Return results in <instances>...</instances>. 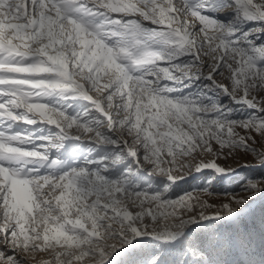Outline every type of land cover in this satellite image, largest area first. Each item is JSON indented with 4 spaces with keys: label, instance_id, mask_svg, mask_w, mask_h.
<instances>
[{
    "label": "snow or ice",
    "instance_id": "snow-or-ice-1",
    "mask_svg": "<svg viewBox=\"0 0 264 264\" xmlns=\"http://www.w3.org/2000/svg\"><path fill=\"white\" fill-rule=\"evenodd\" d=\"M262 32L264 0H0V264H128L133 242L171 244L264 193V177L211 190L264 166Z\"/></svg>",
    "mask_w": 264,
    "mask_h": 264
},
{
    "label": "rangeland",
    "instance_id": "rangeland-1",
    "mask_svg": "<svg viewBox=\"0 0 264 264\" xmlns=\"http://www.w3.org/2000/svg\"><path fill=\"white\" fill-rule=\"evenodd\" d=\"M218 6H223L224 0H216ZM212 15V13H209ZM217 19L229 21L233 13H216ZM241 31L247 32L250 28L258 27L257 22H247L235 25ZM239 35V33H237ZM264 40V32L259 34ZM206 83V82H204ZM203 84L197 81L190 88H184L178 95L195 94L202 90ZM209 97L215 94L207 92ZM209 104V100L203 101ZM217 102L222 105H230L233 110V118H244L251 114L252 110L239 104H230L228 97L219 96ZM70 111L82 110L87 107L86 102H69ZM87 145L82 144L76 149L83 153ZM241 163L242 157H237ZM227 163L232 164L229 160ZM124 165L113 169L116 174ZM213 176V173L205 170L203 173H195L194 177H187L178 181L179 188L175 192L191 191L193 186L203 185L204 181ZM264 177V166L249 164L247 167H237L234 171L215 175L211 181V190L219 195L234 194L241 191L242 186L250 180ZM162 178L149 177L146 173L138 177V182L152 184L154 187H162ZM222 199V197H221ZM210 203L216 202V197L209 199ZM264 193L259 197H253L235 218L225 217L219 221H204L198 225H190L186 229V235L171 244H164L157 240L145 238L140 242H133L134 246H128L129 251H122V256L128 264H149L155 259L157 264H264ZM39 259V258H37Z\"/></svg>",
    "mask_w": 264,
    "mask_h": 264
}]
</instances>
